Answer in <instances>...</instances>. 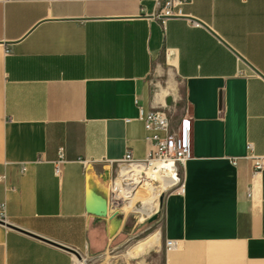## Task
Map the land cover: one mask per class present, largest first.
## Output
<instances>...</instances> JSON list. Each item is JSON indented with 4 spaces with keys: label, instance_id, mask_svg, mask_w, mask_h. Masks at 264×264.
Returning <instances> with one entry per match:
<instances>
[{
    "label": "crops",
    "instance_id": "obj_1",
    "mask_svg": "<svg viewBox=\"0 0 264 264\" xmlns=\"http://www.w3.org/2000/svg\"><path fill=\"white\" fill-rule=\"evenodd\" d=\"M160 10L0 0V207L24 231L0 225V264H80L71 251L85 263L113 251L264 264V171L250 159L264 156V0H189L166 20ZM141 109L173 127L188 116L192 158L183 191L145 192L134 217L109 196L122 159L153 148ZM104 201L107 216L89 212Z\"/></svg>",
    "mask_w": 264,
    "mask_h": 264
},
{
    "label": "built area",
    "instance_id": "obj_2",
    "mask_svg": "<svg viewBox=\"0 0 264 264\" xmlns=\"http://www.w3.org/2000/svg\"><path fill=\"white\" fill-rule=\"evenodd\" d=\"M149 1L160 6L158 18L161 20L183 17L184 6L189 2V0ZM140 119L144 122L146 131L151 133L147 140L153 143V148L144 160H136L128 153L119 163L118 171L111 183L109 203L114 209L124 213L123 205L130 201L135 191L133 188L141 187L146 181L159 184L161 181L173 180L174 188L182 192L183 169L192 158V123L188 116L182 118L177 127L172 126L170 117L163 110L146 113L141 109ZM250 159L255 171H264V156L252 155ZM61 164L62 162L56 164L57 175L61 174ZM167 191L169 189L164 190L160 196ZM0 219L5 221L3 207H0ZM166 248L168 251L174 249L175 243L167 241Z\"/></svg>",
    "mask_w": 264,
    "mask_h": 264
},
{
    "label": "rangeland",
    "instance_id": "obj_3",
    "mask_svg": "<svg viewBox=\"0 0 264 264\" xmlns=\"http://www.w3.org/2000/svg\"><path fill=\"white\" fill-rule=\"evenodd\" d=\"M183 110V104H179L177 107V110ZM158 206L160 204V197L159 200L157 201ZM126 213V212H125ZM126 214H130V212L126 213ZM134 217L136 215L132 214ZM138 217V216H137ZM138 219H140L138 217ZM152 254V253H151ZM149 252L147 253H141V254H137L135 256H131L128 253H123V254H117L113 251H111L110 253H107L106 255H103L101 257L98 258H94V259H88L85 260L87 264H154L153 261V255H151ZM77 260V259H76Z\"/></svg>",
    "mask_w": 264,
    "mask_h": 264
},
{
    "label": "bare ground",
    "instance_id": "obj_4",
    "mask_svg": "<svg viewBox=\"0 0 264 264\" xmlns=\"http://www.w3.org/2000/svg\"><path fill=\"white\" fill-rule=\"evenodd\" d=\"M174 184L175 183L173 182V180L161 181L159 184L154 181H146L141 187L133 188V190L135 191L132 193L130 201L123 205V210L134 212L138 199L143 198L145 196V192L148 194V196L151 197L154 195L155 192H160L161 195L164 190L174 188ZM78 261H80V264H86L82 260Z\"/></svg>",
    "mask_w": 264,
    "mask_h": 264
},
{
    "label": "water",
    "instance_id": "obj_5",
    "mask_svg": "<svg viewBox=\"0 0 264 264\" xmlns=\"http://www.w3.org/2000/svg\"><path fill=\"white\" fill-rule=\"evenodd\" d=\"M243 61H245L242 57H240ZM246 62V61H245ZM248 64V63H247ZM249 65V64H248ZM250 67H251V65H249ZM256 73H258V71H256L253 67H251ZM259 74V73H258ZM90 213H94L95 215H98V216H102V217H104V216H107V213H108V206H107V202L106 201H104L101 205H100V207L97 209V210H90L89 211ZM0 225H2V226H5V227H7V228H9V229H14V230H18V231H20V232H24L23 230H21V229H19V228H17V227H15V226H13V225H11V224H9V223H7L6 221H4V220H1L0 219ZM74 255H75V257L78 259V260H83L82 259V257L78 254V253H76L75 251H71Z\"/></svg>",
    "mask_w": 264,
    "mask_h": 264
}]
</instances>
